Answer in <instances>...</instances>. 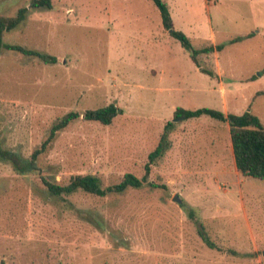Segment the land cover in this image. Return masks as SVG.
Returning a JSON list of instances; mask_svg holds the SVG:
<instances>
[{"label": "rangeland", "instance_id": "obj_1", "mask_svg": "<svg viewBox=\"0 0 264 264\" xmlns=\"http://www.w3.org/2000/svg\"><path fill=\"white\" fill-rule=\"evenodd\" d=\"M30 1L0 0V15L28 9L3 43L55 62L1 51L0 263L264 264V179L236 173L223 123L174 116L223 112L224 83L230 113L264 126V0H164L194 49L220 47L195 61L151 0ZM109 103L111 123L81 114L29 162L57 119ZM125 173L146 181L99 197L55 196L42 180L95 174L108 186Z\"/></svg>", "mask_w": 264, "mask_h": 264}, {"label": "trees", "instance_id": "obj_2", "mask_svg": "<svg viewBox=\"0 0 264 264\" xmlns=\"http://www.w3.org/2000/svg\"><path fill=\"white\" fill-rule=\"evenodd\" d=\"M157 9L159 10L162 25L165 30L170 31V34L179 41L181 46L187 50L190 58L195 61L198 53L213 52L219 50L217 44H210L207 47L201 49H194L189 39L183 32L175 30L173 28L172 19L168 7L164 0H151ZM52 5L51 0H31L29 7H47ZM27 7H20L14 16L0 15V55L3 48L10 49L27 56H35L45 62H55L53 56L46 55L37 50L28 49L18 44H4L3 34L5 31L14 29L24 19L27 13ZM252 34L236 36L231 41H241L251 36ZM210 75L214 73L210 70H206ZM252 79V78H251ZM118 113V107L114 103H109L103 107L96 109H87L81 113L71 111L64 117L57 119L50 127L47 138L40 144L39 148H35L30 156L29 162H36L39 154L43 153L48 143L54 139L56 134L69 125V123L76 118L83 115V119L89 121H98L102 124H109ZM201 114L209 115L210 117L219 120L226 121L229 125L230 140L232 145V151L234 155L235 167L242 176H252L259 179H264V126L261 120L255 114L245 111L241 114L227 113L212 108H199V109H184L178 107L174 111V116H181L183 118H196ZM162 154L161 143L149 153L148 162L145 165V170H149V165L153 163L155 158ZM36 168V167H35ZM34 168V169H35ZM145 174L141 179L133 175L132 173H125L122 178L114 184L103 186L100 178L95 174H74L68 179L65 184H60L56 181H50L46 178H42L43 183L46 185L47 190L52 195H67L77 190L90 193L95 196L103 197L109 194L123 193L127 188H139L142 186V182L146 181ZM209 247L215 245L204 239ZM0 264H4L2 261Z\"/></svg>", "mask_w": 264, "mask_h": 264}, {"label": "crops", "instance_id": "obj_3", "mask_svg": "<svg viewBox=\"0 0 264 264\" xmlns=\"http://www.w3.org/2000/svg\"><path fill=\"white\" fill-rule=\"evenodd\" d=\"M160 14V13H159ZM170 33V32H169ZM211 35L213 36V33H211ZM248 38H250V36L249 37H247L246 39H248ZM245 40V39H244ZM213 45H215L214 43H212ZM192 60V59H191ZM216 75H217V77H219V74H218V72H216ZM250 81H252V79H249ZM220 91H221V97H222V104H223V112L225 113V114H227V113H230V111L228 110V106H227V101H226V92H225V87H224V83H221L220 84ZM259 93H262L263 94V92H261V91H257V92H255V96H257V95H261V94H259ZM180 118H183V117H180ZM219 121V120H218ZM221 123H223L224 124V129L226 130V132H228V136H229V138H230V132H229V125H228V123L226 122V121H220ZM230 143H231V140H230ZM231 151H232V145H231ZM232 155H233V151H232ZM233 161H234V155H233ZM234 165H235V161H234ZM235 169H236V167H235ZM236 173H238V174H240L238 171H237V169H236ZM175 193V192H174ZM173 197L175 198L174 200H176V198H177V196L176 195H173ZM176 202H177V200H176ZM256 247V246H255ZM262 257H264V250H263V254H262ZM258 260H261V257H258Z\"/></svg>", "mask_w": 264, "mask_h": 264}, {"label": "water", "instance_id": "obj_4", "mask_svg": "<svg viewBox=\"0 0 264 264\" xmlns=\"http://www.w3.org/2000/svg\"><path fill=\"white\" fill-rule=\"evenodd\" d=\"M176 200H178V199L176 198Z\"/></svg>", "mask_w": 264, "mask_h": 264}]
</instances>
